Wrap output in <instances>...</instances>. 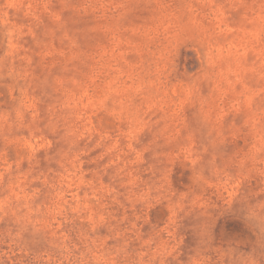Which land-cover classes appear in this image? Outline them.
<instances>
[{"label": "rangeland", "instance_id": "rangeland-1", "mask_svg": "<svg viewBox=\"0 0 264 264\" xmlns=\"http://www.w3.org/2000/svg\"><path fill=\"white\" fill-rule=\"evenodd\" d=\"M0 264H264V0H0Z\"/></svg>", "mask_w": 264, "mask_h": 264}]
</instances>
